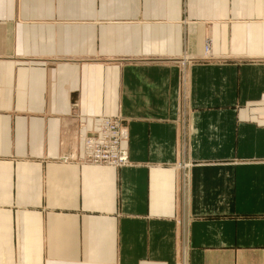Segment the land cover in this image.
<instances>
[{"label":"crops","instance_id":"crops-1","mask_svg":"<svg viewBox=\"0 0 264 264\" xmlns=\"http://www.w3.org/2000/svg\"><path fill=\"white\" fill-rule=\"evenodd\" d=\"M0 264H264V0H0Z\"/></svg>","mask_w":264,"mask_h":264},{"label":"built area","instance_id":"built-area-1","mask_svg":"<svg viewBox=\"0 0 264 264\" xmlns=\"http://www.w3.org/2000/svg\"><path fill=\"white\" fill-rule=\"evenodd\" d=\"M209 41L204 46V56L208 57ZM127 134L118 118L104 117L97 121L94 134L83 139L84 155L82 162L97 166L120 168L128 164L127 151L121 147Z\"/></svg>","mask_w":264,"mask_h":264},{"label":"rangeland","instance_id":"rangeland-1","mask_svg":"<svg viewBox=\"0 0 264 264\" xmlns=\"http://www.w3.org/2000/svg\"><path fill=\"white\" fill-rule=\"evenodd\" d=\"M115 168V167H114Z\"/></svg>","mask_w":264,"mask_h":264}]
</instances>
